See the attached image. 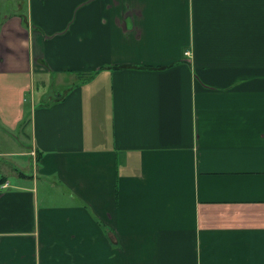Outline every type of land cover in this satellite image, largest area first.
<instances>
[{"label":"crops","instance_id":"obj_1","mask_svg":"<svg viewBox=\"0 0 264 264\" xmlns=\"http://www.w3.org/2000/svg\"><path fill=\"white\" fill-rule=\"evenodd\" d=\"M8 128L0 264H264V0H0Z\"/></svg>","mask_w":264,"mask_h":264},{"label":"rangeland","instance_id":"obj_2","mask_svg":"<svg viewBox=\"0 0 264 264\" xmlns=\"http://www.w3.org/2000/svg\"><path fill=\"white\" fill-rule=\"evenodd\" d=\"M2 130L4 131L5 129L2 127ZM7 130H6L7 134L0 135V149H4L1 143L3 141V137L5 136H8L11 139V141L14 143L13 147L11 148L12 150L27 149L28 146L31 144L28 140H26V136L20 133L19 129L15 131L8 128ZM31 159L29 166H27L26 164L22 165L20 158L17 157L7 158L6 160H8V162L5 161L4 159L0 160L1 176L14 180L13 178H11L13 177V175H19L20 173H23L24 175H28V176L31 175L30 169H32L34 165Z\"/></svg>","mask_w":264,"mask_h":264},{"label":"trees","instance_id":"obj_3","mask_svg":"<svg viewBox=\"0 0 264 264\" xmlns=\"http://www.w3.org/2000/svg\"><path fill=\"white\" fill-rule=\"evenodd\" d=\"M23 20H26V16H25V18L23 17ZM78 75H79V78L82 81V83H85V82L92 80L93 76H94V74H88V73H78ZM37 159L40 161L41 157L38 155ZM7 180H8L7 177L1 176V174H0V185L5 184Z\"/></svg>","mask_w":264,"mask_h":264},{"label":"built area","instance_id":"obj_4","mask_svg":"<svg viewBox=\"0 0 264 264\" xmlns=\"http://www.w3.org/2000/svg\"><path fill=\"white\" fill-rule=\"evenodd\" d=\"M186 54H187V55H190V53H189V52H187ZM33 154H34V153H33Z\"/></svg>","mask_w":264,"mask_h":264}]
</instances>
